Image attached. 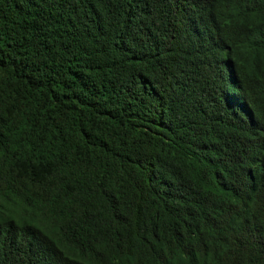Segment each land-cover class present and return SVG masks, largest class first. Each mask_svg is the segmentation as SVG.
Returning a JSON list of instances; mask_svg holds the SVG:
<instances>
[{
	"label": "trees",
	"instance_id": "1",
	"mask_svg": "<svg viewBox=\"0 0 264 264\" xmlns=\"http://www.w3.org/2000/svg\"><path fill=\"white\" fill-rule=\"evenodd\" d=\"M0 264H264V0H0Z\"/></svg>",
	"mask_w": 264,
	"mask_h": 264
}]
</instances>
